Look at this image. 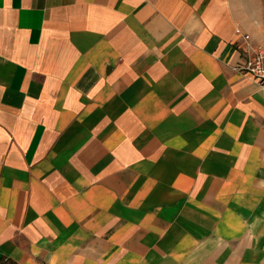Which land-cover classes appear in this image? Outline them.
I'll list each match as a JSON object with an SVG mask.
<instances>
[{"label":"crops","instance_id":"1","mask_svg":"<svg viewBox=\"0 0 264 264\" xmlns=\"http://www.w3.org/2000/svg\"><path fill=\"white\" fill-rule=\"evenodd\" d=\"M248 43L264 0H0V264H264Z\"/></svg>","mask_w":264,"mask_h":264},{"label":"built area","instance_id":"2","mask_svg":"<svg viewBox=\"0 0 264 264\" xmlns=\"http://www.w3.org/2000/svg\"><path fill=\"white\" fill-rule=\"evenodd\" d=\"M248 40L249 35H245ZM248 50L251 52L243 61L235 64L233 69L239 72H246L256 77L261 85H264V46H251L248 43Z\"/></svg>","mask_w":264,"mask_h":264}]
</instances>
